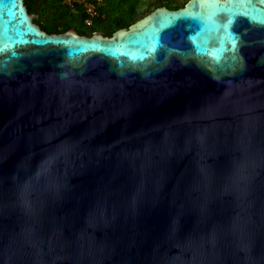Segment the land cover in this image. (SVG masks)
<instances>
[{"label": "water", "instance_id": "obj_1", "mask_svg": "<svg viewBox=\"0 0 264 264\" xmlns=\"http://www.w3.org/2000/svg\"><path fill=\"white\" fill-rule=\"evenodd\" d=\"M195 3L110 36L0 3V264H264V2Z\"/></svg>", "mask_w": 264, "mask_h": 264}, {"label": "trees", "instance_id": "obj_2", "mask_svg": "<svg viewBox=\"0 0 264 264\" xmlns=\"http://www.w3.org/2000/svg\"><path fill=\"white\" fill-rule=\"evenodd\" d=\"M141 0H104L100 15L91 25L85 23L86 13L82 7L73 9L64 0H25L34 21L49 33L65 32L75 27L80 34L92 35L95 32L112 35L120 28H128L138 19L152 12L159 6L177 9L188 0H155L151 8L140 11Z\"/></svg>", "mask_w": 264, "mask_h": 264}, {"label": "snow or ice", "instance_id": "obj_3", "mask_svg": "<svg viewBox=\"0 0 264 264\" xmlns=\"http://www.w3.org/2000/svg\"><path fill=\"white\" fill-rule=\"evenodd\" d=\"M3 0H0L2 3ZM235 0H227V2L221 3L220 0H197V3L190 6L189 10L184 13L185 16L193 17V18H202L204 13L193 11L192 9L199 7L200 9H228L230 5H232ZM264 2V0H262ZM213 15L215 12L213 11ZM165 23H172V20H166Z\"/></svg>", "mask_w": 264, "mask_h": 264}, {"label": "built area", "instance_id": "obj_4", "mask_svg": "<svg viewBox=\"0 0 264 264\" xmlns=\"http://www.w3.org/2000/svg\"><path fill=\"white\" fill-rule=\"evenodd\" d=\"M64 2L72 7L77 9L78 6L82 7L83 11L86 13L85 23L91 25L93 19L100 15V7L102 6L104 0H64Z\"/></svg>", "mask_w": 264, "mask_h": 264}, {"label": "rangeland", "instance_id": "obj_5", "mask_svg": "<svg viewBox=\"0 0 264 264\" xmlns=\"http://www.w3.org/2000/svg\"><path fill=\"white\" fill-rule=\"evenodd\" d=\"M178 1L182 2L184 0H178ZM154 2H155V0H141L140 6H139L140 11H144L146 9L151 8V6Z\"/></svg>", "mask_w": 264, "mask_h": 264}, {"label": "flooded vegetation", "instance_id": "obj_6", "mask_svg": "<svg viewBox=\"0 0 264 264\" xmlns=\"http://www.w3.org/2000/svg\"><path fill=\"white\" fill-rule=\"evenodd\" d=\"M34 15V14H33Z\"/></svg>", "mask_w": 264, "mask_h": 264}]
</instances>
